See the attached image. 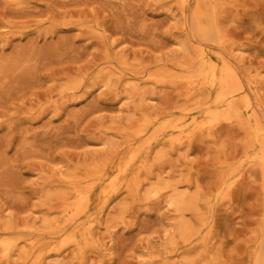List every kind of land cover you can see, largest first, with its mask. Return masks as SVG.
I'll return each mask as SVG.
<instances>
[{
  "label": "rangeland",
  "instance_id": "374dc122",
  "mask_svg": "<svg viewBox=\"0 0 264 264\" xmlns=\"http://www.w3.org/2000/svg\"><path fill=\"white\" fill-rule=\"evenodd\" d=\"M194 8L0 0V264H255L254 145L237 118L204 122L215 91L196 74L199 51L230 63L264 122V0H217L203 46ZM136 152L64 219L71 180ZM87 223L81 248L63 234Z\"/></svg>",
  "mask_w": 264,
  "mask_h": 264
},
{
  "label": "bare ground",
  "instance_id": "6f19581e",
  "mask_svg": "<svg viewBox=\"0 0 264 264\" xmlns=\"http://www.w3.org/2000/svg\"><path fill=\"white\" fill-rule=\"evenodd\" d=\"M176 1L185 16L189 7H195L191 11L192 31L197 38L198 46H203V41H209L208 37L217 30L212 16L217 0ZM199 52L203 67L196 75L209 79L208 84L215 91V96L211 101L201 107L205 113L204 122L212 125L237 118L244 125V130L254 145L253 154L259 164L262 197L259 205L261 218L256 243L253 247V260L255 264H260L264 260V122L256 115L252 95L254 88L250 89L245 86L239 79L235 67L220 57H216L215 61L211 62V51ZM166 122L169 121H163V124L168 127L170 123L166 124ZM138 156L139 152L134 153L130 161L125 164L121 162L114 165L109 161L97 163L85 169L81 179L71 180L69 193L60 196L66 203V208L63 210L64 219L69 220L79 208L88 206L90 200H101L108 192L107 190L114 188V182L117 181L119 174L126 172V164L131 166ZM65 229L66 227H62L59 231L63 232ZM67 231L68 229L63 234L66 238L73 240L79 248L88 242L91 232L89 223L72 233L66 234ZM5 251L8 252L9 248L6 247Z\"/></svg>",
  "mask_w": 264,
  "mask_h": 264
}]
</instances>
